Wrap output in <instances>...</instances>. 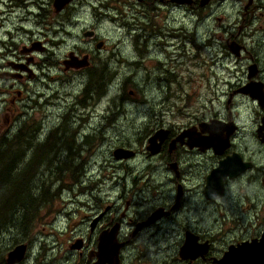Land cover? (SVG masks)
Instances as JSON below:
<instances>
[{"label": "flooded vegetation", "instance_id": "af4514ba", "mask_svg": "<svg viewBox=\"0 0 264 264\" xmlns=\"http://www.w3.org/2000/svg\"><path fill=\"white\" fill-rule=\"evenodd\" d=\"M55 2L56 0H0V29L11 26L4 33L8 38H0V42L4 44V52L0 54V76L11 78L10 90L0 89V95L8 96L9 100L6 101L9 104L23 101L25 93L16 86L33 80L38 83L39 89L44 88L39 91V104H76L83 109L88 104H100L116 83L124 64L123 59L118 58L121 54L112 55L111 60L116 64L114 68L108 61L103 63L96 60L95 52H101L107 47L98 33V29L106 27V24L130 29L134 46L137 45L139 51L142 46L147 48L151 42L153 44L161 40L167 45L169 39L172 41L181 38L184 55L197 61V84L205 93L202 105L210 104L211 110L206 117L195 116L197 112L190 113V105L185 104L181 110L182 118L191 119L193 123L180 131H176L175 125H169L164 128L166 135L160 137L163 140L158 138L160 151L157 155L164 156L163 164L173 173L171 181L176 184L173 204L158 206L148 200L146 202L151 204L150 207L140 211H137L135 204L131 202H125L122 206L118 203L108 205L104 200L103 188L93 186L96 183L85 175L77 184L72 181L70 190L61 189V198L67 192L75 194V198L85 197V200L79 202L78 209L84 212L82 223L86 227L87 237L79 240L75 246L72 245V248H78L80 251V264H94L98 260L101 235L113 232L116 242L121 245L119 264H128L130 259L126 258V254H129L133 238L141 236L153 227L162 231L163 227L160 225L173 219L172 215L181 210L186 194V188L181 181L184 178L187 155L205 156V163H217V167L212 168L205 176V188L209 176L219 167L220 162L234 154L240 155L242 163L249 165L238 176L231 178L226 175L223 178L224 191L220 198L212 201L206 197L204 191L209 202L221 199L229 185L243 178L252 179L254 176L251 173L264 174V0H68L62 8ZM179 13L189 19V22L179 23ZM87 21L90 23L86 24ZM79 34L84 42L77 43L70 49L66 48L65 55L57 58L58 52L63 49L61 46L65 45L70 37ZM19 43H22V46L18 48ZM189 46L195 51L194 55L189 52ZM71 61L84 64L76 68L79 63L72 65L69 63ZM137 64L135 62L133 66L139 68L140 65ZM36 67L39 69L37 72ZM53 71H58L63 79H57L59 89L48 94L46 91L54 79ZM168 81L177 82L175 75L170 74ZM65 84L69 88L67 92L62 91ZM73 86L79 88L76 93L70 90ZM177 86L182 88L181 83L177 82ZM221 89L224 90L223 104H227L226 116L213 105L216 100L219 103L218 93ZM170 98L173 99L172 96ZM112 102L125 104V96H117ZM237 104H247L250 112L251 127L242 137L248 138L249 145L244 147L235 142L242 131L239 111L236 110ZM73 113L66 117L65 113L61 116V124L54 132H48L50 140L57 138L59 144L63 139L70 140L67 126L76 131V135H80L79 131L83 129L85 119L82 113L75 117L72 116ZM157 113L161 116L168 113L164 101ZM76 123H79L78 127L74 126ZM221 138H228L229 144L222 153ZM89 139L84 138L81 151L75 156L77 160L83 151H86ZM43 141L45 139L41 138V142ZM40 150H44L43 145ZM133 153L134 156L129 159L136 156V153ZM151 155L157 156L152 153ZM39 157L41 166L45 165L44 158L51 162L61 160V156L53 158L39 154ZM89 158L90 155L86 160H82L80 165H73L70 170L75 168L73 171L82 170L87 173ZM129 159L122 160L128 162ZM152 162L155 161L151 160L147 166L152 165ZM126 167L129 168L128 165ZM59 170L60 168L55 171ZM125 177L123 183H126ZM148 179L149 181L141 187L143 191L149 192L153 186L158 188L153 184L155 178L152 174ZM136 180L137 178L132 179L134 183ZM262 182L264 183V179ZM141 205L143 203L138 204L139 207ZM133 211L137 213L134 219L130 218ZM127 221L132 230L128 237L123 235ZM263 235L264 231L253 238L234 241L227 249L214 256L212 245L200 242L202 236L186 230L178 256L184 259V264H219L231 247L260 241ZM188 240L199 251L193 254L194 257L182 255ZM154 253L160 254L161 258L156 256V260H151L153 264H168L167 261L177 257V253L173 255L168 251L149 249L132 255L133 260H136L132 264H141L144 260L153 259ZM2 256L0 251V264H9L7 258L1 259ZM244 256L250 259L256 257L249 252H245Z\"/></svg>", "mask_w": 264, "mask_h": 264}, {"label": "rangeland", "instance_id": "374dc122", "mask_svg": "<svg viewBox=\"0 0 264 264\" xmlns=\"http://www.w3.org/2000/svg\"><path fill=\"white\" fill-rule=\"evenodd\" d=\"M177 20L179 23L189 22V19L182 17L181 13L177 15ZM8 28L11 26L0 29V38H8L4 34ZM98 33L107 47L101 52H95L96 60L103 63L108 61L112 68L116 67L111 60L112 55L121 54L118 58L124 61L116 83L114 82L108 96L100 104H88L85 109L77 107L76 104H39V91H43L44 88L39 89L35 80L29 83L22 82L16 86L25 93L24 100L17 104H9L6 101L9 97L0 95V137L17 131L21 124L33 120L36 122L35 125L39 124V140L41 138L46 140L48 132L56 130L61 124L63 120L61 116L64 113L66 117L75 110L73 117L82 113L85 119V125L79 131L80 135H76V131L70 130L67 126L70 140L63 139L60 144L57 138L52 141L54 150L48 155L53 158L61 156V160L51 162L44 158L45 165L41 166L38 178L41 180L39 181V214L32 226L23 231L21 227L13 226L10 219L4 220L3 228H0V251L3 254L1 259L6 260L7 255L14 248L25 245L27 251L21 261L22 264L81 263L80 251L78 248H72V245L75 246L79 240L87 237L86 227L82 223L84 212L78 209L79 202L85 200V197L75 198V194L71 192L64 193L62 198L55 197L56 185L52 187L51 182L60 185L56 182L59 179L71 183L72 175L68 173L71 167L80 165L89 155V171L85 176L96 183L93 186L103 188L104 200L108 205L118 203L122 206L125 202H131L135 204L134 208L140 211L145 207L148 209L151 204L171 205L174 202L176 184L171 181L173 173L163 164L164 156L151 155L147 146L154 135L159 131H166L164 128L169 125H175L176 131H180L181 128L193 123L191 119L182 118L181 110L185 104L190 105L188 110L190 113L197 112L195 115L197 117L209 115L210 104L202 105L205 93L197 84V61L184 55L181 38L172 41L169 39L167 45L161 40L153 44L151 42L147 48L142 46L139 51L138 46H134L131 30L125 26L106 24V27L98 29ZM80 42H84L80 34L70 37L67 43L61 46L63 49L58 52L57 58L60 59L65 55L66 48L70 49ZM21 46L22 43L17 45L18 48ZM3 52L4 44L0 42V54ZM189 52L195 54L191 46ZM38 59L39 55L36 61ZM135 62L139 63V68L133 66ZM37 70L39 69L36 67L35 72ZM170 74L175 75L182 88L177 86V82L168 81ZM52 76L54 79L46 91L48 94L58 90L56 80L63 79L58 71H53ZM9 80L11 78L0 76V89L10 90ZM78 89L73 86L70 90L76 93ZM68 90L65 84L62 91ZM223 92V89L219 91V103L216 100L213 105L226 116L228 110L227 104H223ZM122 95L125 96L126 103L113 104V98ZM171 96L173 99L170 98ZM163 101L168 113L161 116L157 111L160 110ZM236 110L239 111L242 131L235 142L240 147H244L249 145L248 138L242 137L251 127L250 112L247 104H237ZM78 125L79 123L74 124L75 127ZM85 137L90 138L88 146L77 160L75 151L70 152L65 149L72 146L81 148ZM40 149L39 154L45 155V151ZM119 149L135 152L136 156L128 162L117 159L114 153ZM146 156L155 162L147 166L151 160ZM185 159V172L181 183L186 188V194L181 210L172 215L173 219L160 225L163 227L162 231L153 227L154 229L150 228L141 236L133 238L132 247L128 250L129 254H126V258L130 259L128 264L136 261L133 260L132 255L149 249L168 251L173 255L177 253V257L167 263L184 264V259L178 256V252L186 230L202 236L200 242L212 245L214 256L227 249L232 242L253 238L264 231V183L262 182L264 174L251 173L254 176L252 179L243 178L229 185L221 199L209 202L204 195L205 176L212 168L217 167V163L215 161L205 163V156L187 155ZM58 168H62L67 174L59 175L56 173L59 171H55ZM150 174L154 176L153 184L158 188L153 186L149 192H146L141 187L149 181ZM26 175L29 174L26 172ZM1 177L2 173H0ZM124 177L126 183L122 181ZM134 178H137L136 183L132 181ZM42 183L46 187L40 188ZM43 191H47L44 196L41 195ZM20 198L23 202L26 196L15 197L17 201H20ZM148 200L151 204L146 202ZM139 203L143 205L139 207ZM136 214L133 211L130 218L134 219ZM1 218H4L3 214H0ZM131 232L127 221L123 235L128 237ZM156 256L161 258L160 254L154 253L153 259L144 260L141 264H153L151 260H156Z\"/></svg>", "mask_w": 264, "mask_h": 264}, {"label": "trees", "instance_id": "16d2710c", "mask_svg": "<svg viewBox=\"0 0 264 264\" xmlns=\"http://www.w3.org/2000/svg\"><path fill=\"white\" fill-rule=\"evenodd\" d=\"M35 121H27L20 125L19 129L13 133H7L0 137V214L4 218L0 219V228H3L4 220L10 219L13 226H18L27 230L32 226L33 221L39 214V172L41 170V158L39 149L43 145L46 157L54 150L52 140L48 137L45 141L39 140V124ZM55 130H52L54 132ZM61 137H59L60 139ZM70 147V152L80 153V148ZM22 159V160H21ZM17 162V163H16ZM16 163V164H15ZM26 172L29 174L26 175ZM6 173V176L4 174ZM43 173V172H42ZM59 175L67 174L60 168ZM72 175V181L77 184L81 177L85 175L82 170L68 172ZM41 176V175H40ZM51 182L55 197H59L62 188L71 189V183L56 180ZM46 187L44 183L40 188ZM47 191L41 193L45 195ZM26 196L25 201H17L15 197ZM16 200V201H15Z\"/></svg>", "mask_w": 264, "mask_h": 264}, {"label": "water", "instance_id": "95a60500", "mask_svg": "<svg viewBox=\"0 0 264 264\" xmlns=\"http://www.w3.org/2000/svg\"><path fill=\"white\" fill-rule=\"evenodd\" d=\"M68 0H56L55 4L62 8L67 4ZM78 62V61H76ZM76 62L71 61L72 65ZM80 67L83 62H78ZM161 133V134H160ZM162 133L166 135V131H159L149 140V146L147 150L152 154H157L160 151V144H157L158 138L162 136ZM229 136V135H228ZM163 140V138H160ZM228 138L220 141L221 153L228 147ZM114 156L117 159H129L134 156V153L130 150L119 149L115 151ZM249 165L242 163L240 155L234 154L232 157L221 161L219 167L212 172L208 178V183L205 188L206 197L212 201L220 198L223 194L224 188L222 180L226 175L231 178L238 176L240 173L244 172ZM222 177V178H221ZM190 243V244H189ZM207 246V245H206ZM121 245L116 242L115 234L113 233H103L100 237L99 252L97 253L98 260L94 264H119V250ZM200 250V249H199ZM27 251V246L21 245L17 246L12 250L7 257V262L9 264H18L25 258V253ZM199 252L196 250V246L189 240L182 250V255L184 257H194L193 254ZM245 252H249L255 255L253 259L244 256ZM219 264H264V235L260 241L245 242L237 247H231L226 253L225 258L219 262Z\"/></svg>", "mask_w": 264, "mask_h": 264}]
</instances>
